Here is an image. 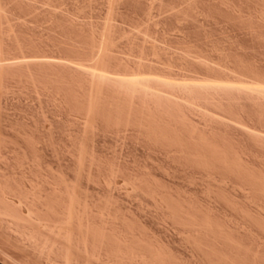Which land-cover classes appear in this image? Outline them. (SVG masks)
<instances>
[{
    "label": "rangeland",
    "instance_id": "374dc122",
    "mask_svg": "<svg viewBox=\"0 0 264 264\" xmlns=\"http://www.w3.org/2000/svg\"><path fill=\"white\" fill-rule=\"evenodd\" d=\"M0 44V186L66 183L130 249L78 263L264 264V0H0ZM9 225L0 264L64 263Z\"/></svg>",
    "mask_w": 264,
    "mask_h": 264
},
{
    "label": "bare ground",
    "instance_id": "6f19581e",
    "mask_svg": "<svg viewBox=\"0 0 264 264\" xmlns=\"http://www.w3.org/2000/svg\"><path fill=\"white\" fill-rule=\"evenodd\" d=\"M10 38L11 37H9V39ZM104 39H105V36L103 37V35H101V37L99 36L98 40H96L95 51H93L94 53L91 56V58L88 59L87 63L88 62H95V61L99 62L100 60H102V58L105 54V49H106L105 48L106 43H105ZM106 42H107V39H106ZM109 45H110V43H109ZM23 62H25V58H24ZM9 63H11V62H9ZM104 63H106V61ZM0 64L6 65V63H4L2 56H0ZM11 64H13V63H11ZM96 66L97 65L93 66L92 68H94V70L99 69ZM96 72H97V70H96ZM95 74L96 73L91 74V77L88 80V83L90 84V94L86 100L87 105H88V113L91 115H92V111L96 108L97 102H98L97 101L98 90L96 89L98 87H97V79H96ZM1 77H2V75H1ZM98 77H100V76H98ZM100 81H102V80H100ZM135 81H136V79H135ZM105 83H103V84H105ZM133 85L135 86L136 84L134 83ZM127 89H128V87H127ZM82 91H84V90H82ZM87 92H88V90H87ZM124 92H125V90H124ZM100 94H101V92H100ZM83 95H85V94H83ZM132 96L134 98V94ZM107 99H108V97H107ZM132 101H133V99H132ZM124 108H125V106H124ZM121 110L123 111V109H121ZM128 112H129V110H128ZM104 115H105V113H104ZM89 122H90V120H89ZM87 124H88V118H87ZM89 125H91V124H89ZM88 130H89V128L86 131H88ZM91 131H92V127H91ZM79 156H81V155L79 154ZM0 159H1V155H0ZM1 160H0V162H1ZM0 185H1V183H0ZM2 188L6 189L7 187L4 188V187L0 186V223L3 221L4 222L7 221V223L10 224L9 226H11L10 228H12L13 226L15 227V230L17 233H19L22 230L23 232L21 231V234L23 233L22 235H23V237H25V240L28 243H30V245L32 247L34 246L33 248H36L35 250H38L40 252L39 254L41 256L46 255L49 257V260H50L52 255L56 256V254H58L57 256H61V255L63 256V257L61 256L63 261H64V263H62V264H80L77 262L78 259L75 258V257H77L75 255H77L78 253H79L78 255H82L80 253H84L86 255V258L88 257V258H91L92 260L100 262L101 256L103 255L102 249H104L105 246L108 247V244H109V246L112 244V241L110 240L111 244L108 241L107 242L108 244L105 245V243L103 241L104 237H103V239H101L102 238V235H101L102 234L101 233L102 228L100 227V224H98L99 225V227H98V225L96 224L97 221H95V220H97L96 218L100 214V213H98L99 210L96 213V211L94 212L95 208L93 210L91 208H89L88 202L86 200L82 199L80 196H78L79 194H77L75 192H70L72 187L70 186V188H71L70 189L68 187V184L66 185V183H64L63 188H65V190L64 189L62 190L60 188L59 189L56 188L57 190L52 189V192H50L49 194H45V193L43 194L41 192H38L36 190V188L33 186L29 190H27L26 192L24 191L26 194L25 193L19 194L18 189H17L18 190L17 191L18 194H17L16 192L15 193L13 192L14 190L9 191V190H11V188H9L8 192L6 191L7 189L3 190ZM21 189H20V193L23 192V190H21ZM61 191H63V192H61ZM16 207H18V209L20 208V210H22L21 208L26 209V214L22 213V215L21 214L19 215V213H15L16 214L15 215L13 212H14V209ZM97 209H98V207H97ZM24 211L25 210H23V212ZM112 219H113V217H112ZM97 223H99V221ZM116 244H118V245H116ZM114 245H115V247H119V246L122 247L121 248L122 251L120 250L122 253H124V251L126 250V248L128 246V245L123 246L122 243L119 244L117 242L114 243ZM107 247H106V249L108 250ZM115 247L114 246L109 247L110 249L108 252L106 250L105 254L107 253L106 254L107 257L105 255L102 256V258H104V259H102V260H104L103 262L109 261V259H108L109 254H112V256H113L115 254V252H118V254L121 253L120 251H118L120 247L117 249V251H116ZM123 248H125L124 251H123ZM127 250H126V252H127ZM59 254H61V255H59ZM138 256L139 255L135 256L133 254V255H131V257L130 256L129 257L132 259V257L136 258ZM129 257H127V259L123 257V259H121V261H123V262L125 261L124 262L125 264H134L135 260L139 259V261H137L138 264H141V263L145 264L146 263V262L145 263L143 262V260L146 259V258L143 259V255L139 256L136 259L133 258L134 260L133 259L131 260ZM140 258L142 259L141 262H140V260H141ZM106 259H107V261H106ZM92 260L91 261L89 260V261L92 262ZM130 261H132V263H130ZM79 262H82V261H79ZM53 263L56 264L55 262H53ZM84 263L89 264L87 262H84ZM137 263H135V264H137ZM58 264H60V263H58ZM111 264H113V262H111ZM164 264H165V262H164Z\"/></svg>",
    "mask_w": 264,
    "mask_h": 264
}]
</instances>
